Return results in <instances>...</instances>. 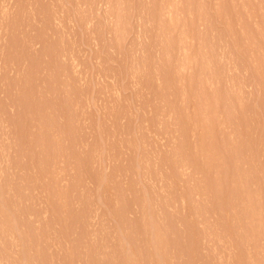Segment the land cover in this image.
<instances>
[{
  "label": "rangeland",
  "instance_id": "rangeland-1",
  "mask_svg": "<svg viewBox=\"0 0 264 264\" xmlns=\"http://www.w3.org/2000/svg\"><path fill=\"white\" fill-rule=\"evenodd\" d=\"M0 264H264V0H0Z\"/></svg>",
  "mask_w": 264,
  "mask_h": 264
}]
</instances>
